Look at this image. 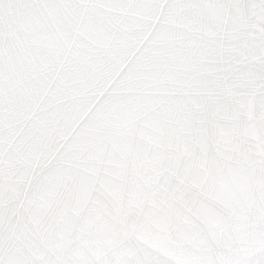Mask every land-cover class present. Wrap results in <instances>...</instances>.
Listing matches in <instances>:
<instances>
[{"label": "snow or ice", "instance_id": "6c2138e0", "mask_svg": "<svg viewBox=\"0 0 264 264\" xmlns=\"http://www.w3.org/2000/svg\"><path fill=\"white\" fill-rule=\"evenodd\" d=\"M0 264H264V0H0Z\"/></svg>", "mask_w": 264, "mask_h": 264}]
</instances>
